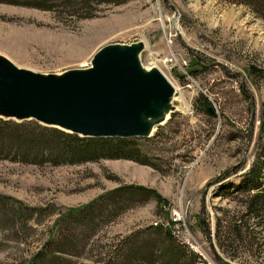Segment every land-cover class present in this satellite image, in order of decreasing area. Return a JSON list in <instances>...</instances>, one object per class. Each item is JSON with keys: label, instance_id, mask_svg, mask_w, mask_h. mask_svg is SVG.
<instances>
[{"label": "rangeland", "instance_id": "374dc122", "mask_svg": "<svg viewBox=\"0 0 264 264\" xmlns=\"http://www.w3.org/2000/svg\"><path fill=\"white\" fill-rule=\"evenodd\" d=\"M28 1L0 3V55L18 68L86 69L107 45L143 41L145 66L175 51L195 82L190 86L178 72L170 77L176 110L151 138L137 140L148 164L59 165L53 159L62 156L48 144L3 148L0 264H33L42 251L36 264H123L131 243L159 239L156 226L171 229L199 264H218L216 253L227 264H264V209L246 216L257 194L247 175L264 161V0L37 1L46 9ZM206 101L217 118L207 115ZM48 147L53 159L30 160ZM17 152L29 157L23 162ZM261 181L264 193V175ZM130 185L155 190L167 202L136 197L130 208L109 196ZM239 219L248 227L240 237L231 234ZM58 248L68 254L52 252ZM54 255L62 261L53 262Z\"/></svg>", "mask_w": 264, "mask_h": 264}, {"label": "water", "instance_id": "95a60500", "mask_svg": "<svg viewBox=\"0 0 264 264\" xmlns=\"http://www.w3.org/2000/svg\"><path fill=\"white\" fill-rule=\"evenodd\" d=\"M145 49L143 41L110 44L90 67L60 74L18 68L0 55V118L35 121L83 138H151L176 110L177 92L158 67L143 64ZM203 106L218 117L212 102Z\"/></svg>", "mask_w": 264, "mask_h": 264}, {"label": "trees", "instance_id": "16d2710c", "mask_svg": "<svg viewBox=\"0 0 264 264\" xmlns=\"http://www.w3.org/2000/svg\"><path fill=\"white\" fill-rule=\"evenodd\" d=\"M19 1L20 0H0V3L7 2L12 5H17L19 4ZM37 1L40 0H29V3L25 4L32 6L36 5V7L40 9L47 8L44 5H38ZM255 72H257V69L252 68L251 73L255 74ZM191 73L193 74L192 71ZM137 140H142V138H83L76 134H69L56 128L44 127L35 121L16 122L14 120L0 118V153L4 152L3 148L9 149L11 145H15L17 146L16 148L19 149L24 147L27 150L29 148L33 150L32 147H36L34 150H37V148L40 149L43 144H48V146L53 148V151L56 150V152L62 156L59 158L56 156V159L54 160L53 156L55 153H53L48 147V149L40 150L42 153L41 156H39L40 154H37L31 157V161H35L37 157H41V162L52 158L56 164L73 165L86 162H98L102 159H125L148 164L142 162L139 157L140 151ZM15 154L20 155L18 152ZM20 156L23 162L29 157V155H25L24 158H22V155ZM9 157L11 158V156ZM11 159L15 161L16 157ZM263 171L264 161H259L247 175V177L251 178L252 189L257 191V194L252 197L251 203L247 205L248 212L246 216L249 219L255 216L259 217L257 210L264 209V193L263 189H261L263 185V181H261L264 175ZM109 196H114L118 200H123L122 202H124V206L126 205L130 208L136 206V197L143 198L141 203L146 202L150 197L156 198L157 201L163 204L167 202L155 190L135 185L123 186ZM96 204L97 202L92 203L83 209L81 208L73 211L71 218L74 219L76 215H81L85 211L95 207ZM246 224H243V221L239 219L237 225L231 231V234L239 237L243 236V230H247L248 228L245 227ZM218 226L221 225L218 224ZM154 230L157 231L159 239L146 242L144 246L145 248L138 246L137 241L131 243L133 245L129 247L128 253L124 255L123 264H133L132 260L134 259L139 261V264H199L198 259L201 260V258L191 252L187 246L179 243L171 229H163L162 227L156 226L154 227ZM63 244L60 245L62 246ZM52 245L53 247H56L55 243ZM52 252L59 254L60 256L56 255L59 257L68 254V251L60 248L55 249ZM43 253L44 252L42 251L33 258V264H36V262L43 258ZM156 254H159L160 257L157 256L160 258L159 260H155ZM56 256L54 255L53 262L57 263L58 261H62ZM141 256H143V260H140L139 257ZM202 264H206V262L202 261Z\"/></svg>", "mask_w": 264, "mask_h": 264}, {"label": "built area", "instance_id": "2783aa9c", "mask_svg": "<svg viewBox=\"0 0 264 264\" xmlns=\"http://www.w3.org/2000/svg\"><path fill=\"white\" fill-rule=\"evenodd\" d=\"M158 58L152 60V66L158 67L169 81L171 78L174 79L173 74L178 72L180 77L187 81L190 86L195 82L193 74L187 71L189 69L188 61L181 57L179 53L170 51L164 59L158 60Z\"/></svg>", "mask_w": 264, "mask_h": 264}, {"label": "bare ground", "instance_id": "6f19581e", "mask_svg": "<svg viewBox=\"0 0 264 264\" xmlns=\"http://www.w3.org/2000/svg\"><path fill=\"white\" fill-rule=\"evenodd\" d=\"M172 83V82H171ZM173 84V83H172ZM185 101V100H184Z\"/></svg>", "mask_w": 264, "mask_h": 264}]
</instances>
